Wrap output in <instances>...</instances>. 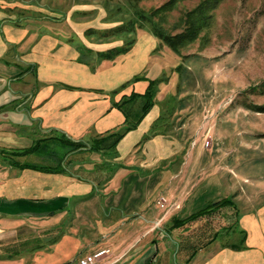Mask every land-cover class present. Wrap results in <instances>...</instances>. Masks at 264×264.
<instances>
[{
	"label": "crops",
	"instance_id": "obj_1",
	"mask_svg": "<svg viewBox=\"0 0 264 264\" xmlns=\"http://www.w3.org/2000/svg\"><path fill=\"white\" fill-rule=\"evenodd\" d=\"M34 7L31 2L0 0V264H79L80 257L106 247L113 264H264V203L241 207L235 197L239 231H246L242 249L231 246V235L211 241L202 239L203 231L190 232L197 221L175 224L176 218L203 208L201 203L194 208L197 199L192 198L206 186L190 175L174 184L181 177L174 173L170 191H159L158 198L165 196L178 207L157 204L159 211L113 214L118 206L131 209L134 201L153 193L163 180L162 160L175 153L164 135L145 139L161 113L157 100L117 145V161L142 147L145 155L138 160L144 173L121 168L106 181L105 172H93L97 158L79 150L62 173L5 161L2 149H28L56 132L88 140L124 125L125 114L114 101L144 93L148 79L157 77L148 68L149 59L163 49L147 29L124 54L83 62L78 45L69 40L65 18L53 22L46 12L36 16ZM23 9L28 16L22 15ZM77 9L82 13L89 8ZM96 42L89 41L95 53L115 46ZM139 75L148 79L132 82ZM36 154L21 159L31 163L50 158L49 153ZM130 162L125 164L129 167ZM226 196L220 193L212 200Z\"/></svg>",
	"mask_w": 264,
	"mask_h": 264
},
{
	"label": "rangeland",
	"instance_id": "obj_2",
	"mask_svg": "<svg viewBox=\"0 0 264 264\" xmlns=\"http://www.w3.org/2000/svg\"><path fill=\"white\" fill-rule=\"evenodd\" d=\"M17 1L36 4L38 7L31 10L36 16L46 12L54 18L53 22L65 18L66 31H71L69 40L78 45L81 58L93 60L95 55L89 45L94 44L89 41L107 47L111 44L120 46L127 37L137 38L139 33L150 30L151 25L143 22L140 26L136 11L142 10L149 16L150 10L167 0ZM201 1L180 0L176 8L152 17L166 31L175 34L185 28V14ZM78 6H88L89 11L78 12ZM27 14L23 9L22 15ZM129 21L138 25L135 33L99 39L101 32ZM91 30L94 33L89 32ZM199 36L183 46L181 54L162 44V52L153 53L149 59L148 68L153 76L162 80L156 98L161 113L148 135H164L172 141L175 153L170 159L162 160L163 180L153 193H149L146 199L144 194L139 201H134L131 209L118 206L113 214L143 212L145 208L159 211L157 204L167 209L178 207L165 196L158 198L161 189L167 193L170 191L171 175L178 172L181 177L174 184L190 175L196 183L199 181L202 187L206 186L193 196L192 199H197L194 208L199 203V207H205L214 202L213 197L220 193L232 194L241 207L264 203V111L256 110L264 105V0H222L214 11L212 24ZM141 150L142 147L137 146L134 153L119 161L124 164V169L144 173L138 160L145 155ZM56 151L60 157L67 150L61 145ZM50 152L48 148L42 154ZM128 161L132 166L126 165ZM52 162L50 159L48 163ZM161 197L167 200L163 205L159 202ZM205 219H201L198 227L190 232L197 233L198 228L202 231L205 228L199 233L204 235L202 239H209L208 228L212 224ZM223 219L220 216L219 220L213 219L212 222L217 226L223 223ZM57 232L62 235L60 228ZM232 234L231 242L241 240V231ZM226 235L221 239L228 238Z\"/></svg>",
	"mask_w": 264,
	"mask_h": 264
},
{
	"label": "trees",
	"instance_id": "obj_3",
	"mask_svg": "<svg viewBox=\"0 0 264 264\" xmlns=\"http://www.w3.org/2000/svg\"><path fill=\"white\" fill-rule=\"evenodd\" d=\"M179 1L180 0H167L161 6L150 10L149 16L142 10H137L136 12L139 14L140 26H142L143 22L149 24V26L151 25V30L158 38L161 39L162 44L168 45L172 50L181 54V48L183 46L188 45L198 39L202 31L212 24L214 11L217 9V6L220 4V2H222V0H202L199 4L191 8L190 11L185 14V28L182 31L172 34L166 31V29L160 24H158L152 16L171 11L172 9L176 8ZM137 26L138 25L134 21H129L127 24L123 23L122 25H118V27L112 28L105 33L101 32L99 39L105 40L109 39L110 36L123 37L124 34H133L137 31ZM89 32L94 33V30ZM136 41V36L131 38L127 37L124 44L110 47V49L104 51H97V53H95L90 48V50L93 52L92 55H95L92 59H114L131 49ZM92 55L90 56L92 57ZM81 61L90 63L92 60H88V58H81ZM139 79L148 78H146L145 75H139L134 77L132 82L139 81ZM161 80L162 79L159 77L148 79L149 85L144 93L132 92L130 95H124L121 100L114 101V106L119 107L125 114L126 121L122 126L114 127V129L98 134L97 136H94L88 140H73L64 133L56 132V134L48 135L47 138L39 139L32 147L28 149H2L1 153H3L6 162L19 168L31 167L46 172L51 171L62 173L67 171L66 163L72 162L76 158L74 153L79 150L83 152L82 154L87 153V158H97V160L94 161L95 165L93 167V172H105L106 181H109L115 176L118 169L125 167L124 164L120 163L116 159L119 155L117 148L118 143L124 136H126L129 130L137 128L143 117L154 107L158 95L159 83ZM68 88L72 87L68 86ZM256 108L257 111H264V105L258 106ZM154 125L151 129L154 128ZM149 137L150 135L147 134L145 139ZM61 145H63L67 151L65 155H61L59 157L58 151H56V149H58V147ZM48 148L50 151H52L49 153L50 158H48L49 160L53 159L52 163H48L49 160H44L45 162L34 161L30 163L24 162L21 159V156L29 153L42 154L46 152ZM239 212L240 210H238L235 197L231 195L208 204L186 218H176L175 224L183 226L186 225V223H192L195 221L200 222L201 219L206 218L205 221H209V223L212 224L211 227L208 228L211 234V238L209 239L212 241L217 237H222L226 234L233 235L232 233L234 231L239 230L237 224L239 221ZM220 216L222 219L224 218V221L223 223L216 226V224H213L212 221L213 219L219 220ZM203 229V231H205V228ZM198 230L202 231V229L199 228ZM241 232V240L231 243V246L235 249H242V247H246V231L241 230ZM57 239L58 238L54 239L53 241L55 242ZM204 241L205 240L202 242ZM194 253L195 251L193 254Z\"/></svg>",
	"mask_w": 264,
	"mask_h": 264
},
{
	"label": "built area",
	"instance_id": "obj_4",
	"mask_svg": "<svg viewBox=\"0 0 264 264\" xmlns=\"http://www.w3.org/2000/svg\"><path fill=\"white\" fill-rule=\"evenodd\" d=\"M159 202L163 205L167 200L161 197ZM110 253L111 249L106 247V249H101L93 252V254L80 257L79 264H113L115 261L108 257Z\"/></svg>",
	"mask_w": 264,
	"mask_h": 264
}]
</instances>
